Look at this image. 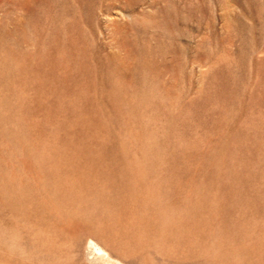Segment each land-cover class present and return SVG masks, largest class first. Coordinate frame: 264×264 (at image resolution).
Segmentation results:
<instances>
[{
	"label": "rangeland",
	"instance_id": "1",
	"mask_svg": "<svg viewBox=\"0 0 264 264\" xmlns=\"http://www.w3.org/2000/svg\"><path fill=\"white\" fill-rule=\"evenodd\" d=\"M90 236L264 264V0H0V264Z\"/></svg>",
	"mask_w": 264,
	"mask_h": 264
},
{
	"label": "bare ground",
	"instance_id": "2",
	"mask_svg": "<svg viewBox=\"0 0 264 264\" xmlns=\"http://www.w3.org/2000/svg\"><path fill=\"white\" fill-rule=\"evenodd\" d=\"M75 252L81 264H125L123 260L114 256L110 248L91 236L85 241L78 240Z\"/></svg>",
	"mask_w": 264,
	"mask_h": 264
}]
</instances>
